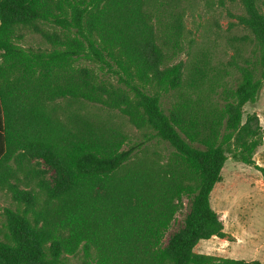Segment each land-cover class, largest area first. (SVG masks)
Returning <instances> with one entry per match:
<instances>
[{
    "label": "trees",
    "instance_id": "16d2710c",
    "mask_svg": "<svg viewBox=\"0 0 264 264\" xmlns=\"http://www.w3.org/2000/svg\"><path fill=\"white\" fill-rule=\"evenodd\" d=\"M245 5L250 53L216 66L180 58L183 0H0V264H249L195 252L227 236L211 204L227 159L259 167L264 143L244 116L264 13Z\"/></svg>",
    "mask_w": 264,
    "mask_h": 264
},
{
    "label": "rangeland",
    "instance_id": "374dc122",
    "mask_svg": "<svg viewBox=\"0 0 264 264\" xmlns=\"http://www.w3.org/2000/svg\"><path fill=\"white\" fill-rule=\"evenodd\" d=\"M186 12L185 23L192 42L180 55L186 65L203 51L209 53L211 64H226L237 49L251 50V32L242 22L247 14L245 0H183ZM254 4L264 13V0H254ZM233 84V80L229 78ZM257 114L264 129V86L255 103L244 106V116ZM139 134L135 128L129 130ZM169 149L163 145L151 146ZM150 147V148H151ZM254 159L259 167L245 164L232 156L227 159L222 170V179L212 193L211 204L224 224L227 236L200 240L195 252L218 257L244 259L249 264L259 261L264 264V143L257 149ZM10 195L0 190V230H4L6 216L4 208L11 206ZM190 202L184 198V208L177 214L169 229L165 242L183 224ZM4 233H0V239Z\"/></svg>",
    "mask_w": 264,
    "mask_h": 264
},
{
    "label": "crops",
    "instance_id": "0c3cea01",
    "mask_svg": "<svg viewBox=\"0 0 264 264\" xmlns=\"http://www.w3.org/2000/svg\"><path fill=\"white\" fill-rule=\"evenodd\" d=\"M260 117V116H259Z\"/></svg>",
    "mask_w": 264,
    "mask_h": 264
}]
</instances>
